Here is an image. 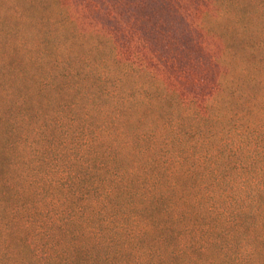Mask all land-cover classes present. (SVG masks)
Here are the masks:
<instances>
[{
  "label": "trees",
  "instance_id": "obj_1",
  "mask_svg": "<svg viewBox=\"0 0 264 264\" xmlns=\"http://www.w3.org/2000/svg\"><path fill=\"white\" fill-rule=\"evenodd\" d=\"M139 154L141 178L120 169ZM193 154L264 182V0H0V264H99L105 240L130 264H197L160 237ZM244 241L222 229L211 264H264Z\"/></svg>",
  "mask_w": 264,
  "mask_h": 264
},
{
  "label": "rangeland",
  "instance_id": "obj_2",
  "mask_svg": "<svg viewBox=\"0 0 264 264\" xmlns=\"http://www.w3.org/2000/svg\"><path fill=\"white\" fill-rule=\"evenodd\" d=\"M156 113L158 115L147 124L153 123L156 125V138L160 144V152H157L156 155L158 162H156L155 167V169H160V179L157 181L156 189L154 190L155 198L160 201V191L165 185L161 172L164 168L163 157L166 155L162 151L165 139L162 137L163 121L160 110ZM192 156V159L197 164L195 169L190 167L189 163L179 167L180 171L183 168L191 169L190 177L183 178V182L179 183L175 191L172 188L166 191L167 197L170 195L173 198L179 196L178 200L174 202L171 214L168 217H164L162 221L160 219V237H164L167 233L173 237L166 245V248L175 247L178 249V247L182 248L191 244L190 252L183 249L184 259L190 253L195 263L211 264V261L216 259L215 248L217 247L215 242H213V238L218 236L222 229H225L228 230V234L235 235L237 239L238 235L245 237L244 245L248 247L256 246L257 255L255 256V262H260L264 258V249L262 247L264 244V182H249L248 174L251 172L248 171V168L236 167L237 164H234L235 162L232 165L224 166L229 159L234 160V157L222 154L218 158L221 163H215L211 159V164L209 162L204 164L197 154ZM139 158H141V154L138 155L136 161H124L120 169L125 172L133 170L141 178L143 170L135 166L138 165ZM222 167L227 170H220ZM211 168L216 170V181L212 180L213 175L209 173ZM169 182H171V178L166 183ZM145 186L151 187L149 184ZM250 199L254 200L256 212L249 219L243 214L227 213L230 208H242L241 204L248 203ZM111 204L112 200H110V206L105 209L104 213L108 219L111 218L117 222L120 214L112 217ZM176 206H181V208ZM95 225H97V228L99 227L98 220ZM111 233L112 229L107 227L104 232L106 239L111 237ZM161 242L160 251H164V246ZM123 248H126V244L123 245ZM197 250L199 251L197 252ZM128 252L121 249L114 254V248L110 249V243L105 240L99 242L92 253L93 256L95 255L96 260H94L99 264H112V260L114 264H130V256L126 257Z\"/></svg>",
  "mask_w": 264,
  "mask_h": 264
}]
</instances>
